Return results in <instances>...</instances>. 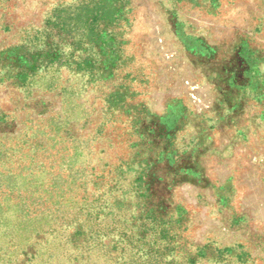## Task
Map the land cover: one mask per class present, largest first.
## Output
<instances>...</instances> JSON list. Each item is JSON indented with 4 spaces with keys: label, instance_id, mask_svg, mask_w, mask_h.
<instances>
[{
    "label": "rangeland",
    "instance_id": "rangeland-1",
    "mask_svg": "<svg viewBox=\"0 0 264 264\" xmlns=\"http://www.w3.org/2000/svg\"><path fill=\"white\" fill-rule=\"evenodd\" d=\"M0 264H264V0H0Z\"/></svg>",
    "mask_w": 264,
    "mask_h": 264
}]
</instances>
